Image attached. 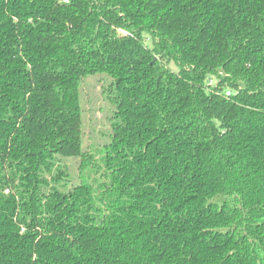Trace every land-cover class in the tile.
<instances>
[{"label": "trees", "instance_id": "trees-1", "mask_svg": "<svg viewBox=\"0 0 264 264\" xmlns=\"http://www.w3.org/2000/svg\"><path fill=\"white\" fill-rule=\"evenodd\" d=\"M0 264H264V0H0Z\"/></svg>", "mask_w": 264, "mask_h": 264}, {"label": "rangeland", "instance_id": "rangeland-1", "mask_svg": "<svg viewBox=\"0 0 264 264\" xmlns=\"http://www.w3.org/2000/svg\"><path fill=\"white\" fill-rule=\"evenodd\" d=\"M170 68L177 70L176 66L170 64ZM82 105L84 109L85 145L95 146L98 142L105 140L102 134L107 129L106 116L110 106L101 92V83L96 79L87 81V90L84 94ZM73 165V161H69Z\"/></svg>", "mask_w": 264, "mask_h": 264}]
</instances>
